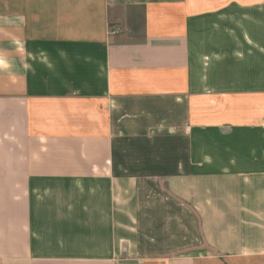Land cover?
I'll return each mask as SVG.
<instances>
[{"label":"crops","instance_id":"1","mask_svg":"<svg viewBox=\"0 0 264 264\" xmlns=\"http://www.w3.org/2000/svg\"><path fill=\"white\" fill-rule=\"evenodd\" d=\"M0 264H264V0H0Z\"/></svg>","mask_w":264,"mask_h":264}]
</instances>
